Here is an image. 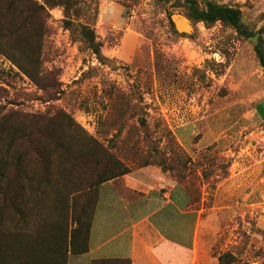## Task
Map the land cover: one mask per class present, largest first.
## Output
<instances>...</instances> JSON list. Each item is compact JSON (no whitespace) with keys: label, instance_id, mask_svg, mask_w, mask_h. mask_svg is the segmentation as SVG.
<instances>
[{"label":"rangeland","instance_id":"obj_1","mask_svg":"<svg viewBox=\"0 0 264 264\" xmlns=\"http://www.w3.org/2000/svg\"><path fill=\"white\" fill-rule=\"evenodd\" d=\"M215 1L238 7L264 45V0ZM3 7L0 27H27L13 37L15 53L28 44L37 52L43 82L0 47V127L39 128L48 160L20 144L34 178L76 192L120 173L147 189L170 182L199 221H212L201 230L205 251L264 264V67L255 38L181 16L186 32L176 31L170 16L184 14L181 0H22L2 16ZM67 20L92 27L103 60Z\"/></svg>","mask_w":264,"mask_h":264},{"label":"trees","instance_id":"obj_2","mask_svg":"<svg viewBox=\"0 0 264 264\" xmlns=\"http://www.w3.org/2000/svg\"><path fill=\"white\" fill-rule=\"evenodd\" d=\"M4 1L7 7H3L2 16L19 9V3L22 2V0ZM181 2L184 15L194 23L202 22L210 26L220 21L231 26L240 37L255 38V55L264 67V45L260 31H254L243 22L241 10L238 7L225 5L215 0H203L202 3L198 0H181ZM65 23L68 28L79 32L86 46L92 50L98 60H103L104 57L99 43L95 40L92 27L86 24L74 25L70 20ZM170 23L173 26L171 19ZM24 28L27 29L25 25L15 26L8 23L4 28L0 27V47L2 50L6 47L11 48L12 51L8 54L19 68L41 83L40 71L36 65L37 52L32 53V48L28 44L27 49L25 46L23 52H18L19 55L15 53L13 37ZM38 34L39 32L34 36L39 37ZM2 39H7L4 45H2ZM26 43L25 41L22 45ZM51 86L47 83L44 85V87ZM141 121L144 122V120ZM37 134H39L37 126L24 129L20 124L10 123L0 127V259L5 257L0 261L1 264H18L20 242L24 238L28 241L34 238L39 239L42 248L46 250L45 253L55 256L58 264H66L68 251L75 254L85 252L88 249L89 227L97 201L98 186L126 174L105 177L85 191L48 188L46 177L34 178V170H31V167H25L19 161V158L26 154L21 147L24 142L29 144L30 150L38 161L44 158L48 160L45 151L39 145ZM105 154V151L101 152L99 159ZM96 161L99 160L96 159ZM106 171L110 172L111 169L108 168ZM70 222L75 224L74 228L69 229ZM32 240L29 243H33ZM218 264L249 263H242L231 250H226L219 254Z\"/></svg>","mask_w":264,"mask_h":264},{"label":"crops","instance_id":"obj_3","mask_svg":"<svg viewBox=\"0 0 264 264\" xmlns=\"http://www.w3.org/2000/svg\"><path fill=\"white\" fill-rule=\"evenodd\" d=\"M141 170L164 178L152 167ZM169 185L155 179L147 189L129 173L101 183L88 249L78 254L68 251L66 264H218L219 255L205 251L202 247L207 244L200 238L202 227H212V221H199L196 210L188 209L181 193L174 197ZM74 226L69 223V229ZM31 240L20 242L18 264H58L39 239Z\"/></svg>","mask_w":264,"mask_h":264},{"label":"water","instance_id":"obj_4","mask_svg":"<svg viewBox=\"0 0 264 264\" xmlns=\"http://www.w3.org/2000/svg\"><path fill=\"white\" fill-rule=\"evenodd\" d=\"M177 16H181V17L187 19L189 22H191V20L187 16H185L184 14H181V13H173L170 16V19H171L176 31H178V32H186L185 31V27L179 21L176 20L175 17H177Z\"/></svg>","mask_w":264,"mask_h":264}]
</instances>
